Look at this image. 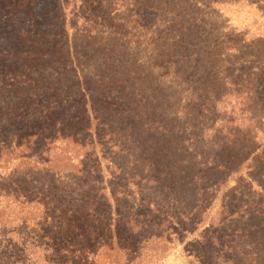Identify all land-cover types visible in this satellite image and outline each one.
Wrapping results in <instances>:
<instances>
[{
  "label": "trees",
  "instance_id": "1",
  "mask_svg": "<svg viewBox=\"0 0 264 264\" xmlns=\"http://www.w3.org/2000/svg\"><path fill=\"white\" fill-rule=\"evenodd\" d=\"M264 264V0H0V264Z\"/></svg>",
  "mask_w": 264,
  "mask_h": 264
},
{
  "label": "rangeland",
  "instance_id": "2",
  "mask_svg": "<svg viewBox=\"0 0 264 264\" xmlns=\"http://www.w3.org/2000/svg\"><path fill=\"white\" fill-rule=\"evenodd\" d=\"M189 259L188 250H186L183 243L178 242L171 255L165 259L163 264H186Z\"/></svg>",
  "mask_w": 264,
  "mask_h": 264
}]
</instances>
